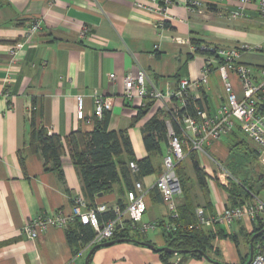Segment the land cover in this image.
Listing matches in <instances>:
<instances>
[{
    "label": "crops",
    "instance_id": "obj_1",
    "mask_svg": "<svg viewBox=\"0 0 264 264\" xmlns=\"http://www.w3.org/2000/svg\"><path fill=\"white\" fill-rule=\"evenodd\" d=\"M211 4L214 6L188 12L182 0H174L163 13L150 0H0V264H84L90 250L86 245L69 243L67 227L49 226L35 238L24 230L34 215L69 212L76 194L86 199L66 141L60 156L62 175L45 169L40 152L30 145L32 115L37 126L42 125L62 138L73 131L90 132L97 118L93 116L94 97L110 96L112 107L106 111L108 129L125 130L135 157L142 158L148 155L143 128L154 116L167 122L169 117L164 104L152 100L147 111L136 118L145 100L124 97L125 77H134L143 69L148 77L147 89L155 87L162 92L175 89L181 78L196 79L208 55L194 51L193 39L224 48L240 42L258 46L239 55V61L250 66L246 61L249 59L243 57L264 51V36L259 33L264 23L251 20L257 16L253 5L246 7L251 18L233 20L230 12L237 6L235 0ZM36 21L39 29L27 43V29ZM17 44L22 46L12 57L8 47ZM253 68L261 69L263 65L255 64ZM110 74L114 77L110 78ZM229 80L239 82L232 72ZM189 94L214 114L224 100L223 81L213 70L209 83L192 87ZM77 95L82 97L84 119L76 116ZM176 104L173 100L165 105L169 108ZM237 128L240 130L235 123L228 133L206 144L204 153L196 151L206 174L207 192L198 186L193 163L184 151L182 164L191 179V193L197 207H203L206 214L230 205L225 188L211 183L213 172L218 174L212 166L219 163V158L225 159L226 145L238 142ZM181 141L187 149L189 141L185 137ZM168 147L162 142L161 152L150 154L153 172L142 176L130 174L131 181L139 180L148 190L145 213L149 214V221L156 223L166 221L169 210L151 192L163 171ZM118 188L119 185L109 194H98L95 203L115 204ZM122 197L125 201V194ZM249 226L239 221L227 230L238 233L240 238L241 233L250 231ZM147 232L144 235L154 246H165L161 232L152 237ZM213 245L218 250L212 254L216 260L240 264L233 255L231 241L215 239ZM243 255L239 250V257ZM225 256L228 260H224ZM179 257L175 254L171 261ZM88 264L165 263L160 253L150 247L119 241L96 248ZM184 264L215 263L188 256Z\"/></svg>",
    "mask_w": 264,
    "mask_h": 264
},
{
    "label": "built area",
    "instance_id": "obj_2",
    "mask_svg": "<svg viewBox=\"0 0 264 264\" xmlns=\"http://www.w3.org/2000/svg\"><path fill=\"white\" fill-rule=\"evenodd\" d=\"M55 1V0H50ZM158 4V10L165 12L174 0H150ZM222 2L223 0H182V6L188 11L199 9L209 3ZM237 6L230 12L233 20L247 19L248 5H253L256 15L251 19L255 22L264 23V0H235ZM39 29V22H34L25 35V42H30L35 32ZM182 41L181 39H179ZM22 44L9 46V54L14 57ZM214 45L208 46L212 49ZM202 48H207L202 45ZM258 46L240 42L232 47L224 48L216 46V54L204 59L196 79L181 78L178 86L173 90L164 92L152 87L147 89V74L143 69H139L134 77L127 76L124 79V97L128 100L151 98L164 104L167 112L179 120L181 131L185 139L189 141L191 150L205 152V145H210L218 140L223 134L228 133L235 123L248 138L254 143L257 160L264 170V111L260 110L264 102V65L261 69H254L250 65L239 61L241 52L254 51ZM215 70L223 81L224 100L217 106L216 112L210 114L204 104L195 106L194 112H185L179 115V107L186 104L190 96L192 87L207 85L210 73ZM229 72L234 73L241 85V93H237L229 80ZM110 78L114 75L110 74ZM176 101V105L167 107L165 104ZM112 107L110 96L96 95L94 97L93 116L101 117L104 111ZM76 116L84 119L82 97L76 96ZM168 151L163 158V171L156 179L153 187L161 193L164 202L168 205V216L177 217V201L181 195L179 179L175 172V164L182 160L185 155L182 150V141L167 122ZM219 164V163H218ZM129 168L132 172H137L138 167L135 161H129ZM220 183L227 187L228 179H231L229 171L220 166L218 169ZM222 178V180H221ZM225 180V181H224ZM237 182V181H236ZM148 190L145 189L139 180L134 181L133 188L125 193L124 205L117 203L109 206L106 203H95L89 205L87 200L76 194L72 196V205L69 212L58 210L53 215L36 214L24 225L25 232L35 238L49 226L68 227L75 221L89 225L93 230V236L85 244L88 248L96 244H101L112 238L116 227L122 226L124 220L130 221L131 227L141 233H146L149 229L160 227L156 222H144L143 214L146 211V197ZM249 199L242 204L227 205L213 214H206L204 208L196 207V226H207L212 224L220 225L226 229L235 222H246L251 226L253 222L262 220L264 222V200L258 195L250 193ZM110 211L111 216H104ZM167 228L174 227L168 222ZM161 232V231H160ZM179 261V258L176 262ZM250 264H264V242H258L253 250Z\"/></svg>",
    "mask_w": 264,
    "mask_h": 264
},
{
    "label": "trees",
    "instance_id": "obj_3",
    "mask_svg": "<svg viewBox=\"0 0 264 264\" xmlns=\"http://www.w3.org/2000/svg\"><path fill=\"white\" fill-rule=\"evenodd\" d=\"M214 6V4H208ZM194 51L205 55H215L216 45L212 49L208 48L210 44L203 43L202 41L193 39ZM202 45H206L207 48H202ZM152 104L151 98H146L144 104L138 109L136 118H139L144 112L147 111ZM202 103L198 99L189 97L186 104L179 107V115L187 112H194L195 106H200ZM260 110L264 111V102L262 103ZM168 113V112H167ZM169 123L176 132V134L183 140L181 125L179 120L175 118L171 113H168ZM31 147L39 151L43 161L45 169L56 170L59 175H62L60 156L63 151L64 141L70 149V155L73 163L77 167L81 180L83 183L84 195L89 205L94 206L95 198L99 193L103 195L109 194L115 191V187L119 185L117 191L118 198L116 203L124 205L122 195L127 190L133 188L134 181H131L130 174L135 176H142L154 171L152 165L151 153L161 152V143L164 142L168 146L167 135V121L164 118L158 116L152 117L143 128V142L148 155L142 158H136L131 146L129 136L125 130H109L108 129V114L103 112L101 117H97L95 125L90 132L73 131L65 138L60 135L50 132L46 127L35 124V117H31ZM239 144L244 145V140H238L233 146L239 147ZM185 150H184V149ZM190 144L187 145V149L182 146L183 152H187L193 163V169L198 186L203 192H207V180L206 174L203 168L199 164V160L195 150H188ZM249 152L253 154L257 161L256 150L247 148ZM135 161L138 167L137 172L133 173L129 168V161ZM175 172L180 182L181 195L180 200L177 201V217L171 218L167 215V220H160L157 225L160 227L161 234L165 240V246H168L178 251L179 261H171L174 253L165 252L159 250L158 247L153 249L160 253V256L165 264H184L188 256L193 258H211L216 260L212 254H217L218 250L213 245L215 239H228L231 241L239 253V234L236 232L228 231L226 228L214 224L211 229H205L201 226H196L195 209L198 205L195 195L191 193V179L185 172V167L182 164V160H179L175 164ZM256 181L258 185L256 188H252L247 185V180L238 179L237 182H231V186L226 187L225 190L228 194L231 202L230 205L242 204L246 199H249L250 193L259 195L261 191H264V173L259 172L256 175ZM121 185V186H120ZM124 186L125 190L122 188ZM152 195L155 199L164 202L163 197L156 187L152 189ZM206 207V205H204ZM110 211L106 212L104 216H111ZM173 223V228H167V223ZM243 228V227H242ZM264 228V222L258 220L253 222L252 230L249 232L244 231L242 238L245 240V244L248 247V251L243 255L240 264H244L248 259L249 254V241L253 233ZM67 239L69 243L73 245H85L93 236L92 228L87 224H81L75 221L67 227L66 230ZM244 235V236H243ZM121 239H133L132 242L141 244L140 242H151L147 240L144 233L139 232L137 229L132 228L130 221L124 220L122 226L116 227L114 234L110 240ZM260 242H264V232L259 233L253 240V250L255 245ZM94 250L100 247L96 244ZM91 247V248H92ZM90 248V249H91ZM93 250V251H94ZM230 264V263H225Z\"/></svg>",
    "mask_w": 264,
    "mask_h": 264
},
{
    "label": "rangeland",
    "instance_id": "obj_4",
    "mask_svg": "<svg viewBox=\"0 0 264 264\" xmlns=\"http://www.w3.org/2000/svg\"><path fill=\"white\" fill-rule=\"evenodd\" d=\"M259 33L264 36V29H261ZM243 58L249 59V61L248 60L246 61L251 64V67H254L255 64L264 65V51H261V52L258 51V55H255V56L246 55ZM231 82L234 85V90L237 93H241L240 83L239 82L234 83L233 80H231ZM236 130L238 131V134L235 140H244L245 144L244 145L239 144V147L238 146L234 147L233 143L228 144L223 139V143L225 142L224 144H228V146L226 145L223 149V155L225 159L223 160L219 158L218 159L219 164L214 163L212 167L217 169L218 171V169H220V166H221L227 171H229L230 177L232 178L228 179L227 187L231 186V182H236L238 181V179H240V180H247L248 186H251L252 188H256L258 185V181H256V175L259 172L264 173V170L260 166L258 160L256 161L253 154L249 152L248 150H246L248 147L251 149H254V143L248 138V136L244 132L238 130V128ZM213 175H214V179H213V182L211 181L212 185L213 184L218 185V186L220 185L226 188V186L220 183V178H218V174H216V172H213ZM258 196L264 200V191H261ZM149 219H150L149 214L145 213L143 221L147 223L151 222L149 221ZM158 234H160L159 228L149 229L147 232V235L149 237H152V235H158ZM217 243L218 245L220 244L219 242ZM232 248H233V255L235 256V258L241 261L243 257L241 256L239 257V253L237 252V249L233 243H232ZM238 248L242 252V255L244 254L245 256V253L248 251V247L246 246L245 240L242 238V235L239 238ZM224 260H228L227 256L224 257ZM229 261L227 262L222 261V262L228 263ZM236 264H239V263L236 262Z\"/></svg>",
    "mask_w": 264,
    "mask_h": 264
},
{
    "label": "water",
    "instance_id": "obj_5",
    "mask_svg": "<svg viewBox=\"0 0 264 264\" xmlns=\"http://www.w3.org/2000/svg\"><path fill=\"white\" fill-rule=\"evenodd\" d=\"M99 195H102V193H99ZM261 232H264V228L261 229V230H259V231H257V232H255V233H253L252 237L250 238V241H249V254H248V259H247V261L244 264H250V262L252 260V256H253V240ZM118 241H133V239H121V240H118ZM115 242H116L115 240H108V241H105V242H103V243H101L99 245L100 246H108V245H111V244H113ZM140 243H141V245L150 247L152 249L155 247L153 243L148 242V241L140 242ZM94 248L95 247H92L88 251V253H87L86 257H85L84 264H88V260L90 258L91 253L93 252ZM159 250H162V251H165V252H170V253L172 252L174 254H177L178 253L177 250H174V249H172V248H170L168 246L160 247ZM205 259H207L208 261H211V262H213L215 264H225V263H223L221 261L214 260V259H211V258H205Z\"/></svg>",
    "mask_w": 264,
    "mask_h": 264
}]
</instances>
